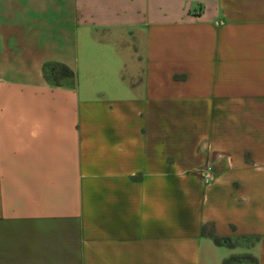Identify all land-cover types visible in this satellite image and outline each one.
I'll list each match as a JSON object with an SVG mask.
<instances>
[{"label":"crops","instance_id":"obj_1","mask_svg":"<svg viewBox=\"0 0 264 264\" xmlns=\"http://www.w3.org/2000/svg\"><path fill=\"white\" fill-rule=\"evenodd\" d=\"M241 254L264 264V0H0V264Z\"/></svg>","mask_w":264,"mask_h":264},{"label":"trees","instance_id":"obj_2","mask_svg":"<svg viewBox=\"0 0 264 264\" xmlns=\"http://www.w3.org/2000/svg\"><path fill=\"white\" fill-rule=\"evenodd\" d=\"M59 68L61 70V74L71 75V72L64 66H60ZM213 240L216 244L225 243L230 247L234 245V243L229 238H220L213 235ZM244 260H249L251 264H257L256 259L250 254L232 255L229 258L225 259L222 264H240Z\"/></svg>","mask_w":264,"mask_h":264},{"label":"built area","instance_id":"obj_3","mask_svg":"<svg viewBox=\"0 0 264 264\" xmlns=\"http://www.w3.org/2000/svg\"><path fill=\"white\" fill-rule=\"evenodd\" d=\"M201 176L203 177L205 183H208L211 179L210 174H209V170L206 168L201 170Z\"/></svg>","mask_w":264,"mask_h":264},{"label":"rangeland","instance_id":"obj_4","mask_svg":"<svg viewBox=\"0 0 264 264\" xmlns=\"http://www.w3.org/2000/svg\"><path fill=\"white\" fill-rule=\"evenodd\" d=\"M58 71H59L58 74L62 75V74H61V70H60V68L58 69ZM240 264H251V263H250L249 260H244V261H242Z\"/></svg>","mask_w":264,"mask_h":264}]
</instances>
